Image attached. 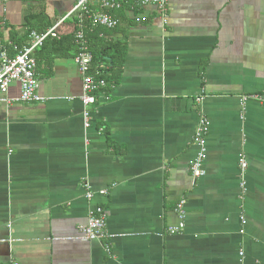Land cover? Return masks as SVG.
Segmentation results:
<instances>
[{
	"label": "crops",
	"instance_id": "crops-1",
	"mask_svg": "<svg viewBox=\"0 0 264 264\" xmlns=\"http://www.w3.org/2000/svg\"><path fill=\"white\" fill-rule=\"evenodd\" d=\"M74 2L0 0V43L10 53ZM119 19L122 78L88 107L89 129L75 57L37 65L45 100L0 103V264H264V0H169L165 25L154 6ZM19 94L12 83L7 96ZM201 109L210 129L195 179ZM182 200L184 228L170 234ZM97 205L115 237L76 238Z\"/></svg>",
	"mask_w": 264,
	"mask_h": 264
},
{
	"label": "built area",
	"instance_id": "built-area-1",
	"mask_svg": "<svg viewBox=\"0 0 264 264\" xmlns=\"http://www.w3.org/2000/svg\"><path fill=\"white\" fill-rule=\"evenodd\" d=\"M168 4L169 0H134L131 4V9L143 8L146 6H154L158 11V16L163 24L168 23ZM124 0H75L72 10L68 15L60 19L52 27L44 32L31 30L28 41L23 45L11 44L14 49V54L10 55L5 45L0 43V93L4 96L0 98V103L9 105L13 101L32 103L45 100L39 94L40 81L37 74V58L36 52L40 49L48 38L60 39L63 35V26L67 19L71 18L76 25L74 30L76 42L79 45V52L75 57V61L79 67L83 94L80 97L84 105V127L89 129L92 122V114L89 110L90 105H95L100 98L106 96L107 82L101 77L100 71L92 72V53L89 48L88 40L85 37L84 29L87 25L102 26L107 29H116L120 25V19L112 16L105 10H116L122 8ZM12 83H17L20 87V94L13 99L7 96L8 89ZM248 96H244V101ZM202 103L203 97L197 99ZM210 129V119L201 109L194 135V145L197 148V153L193 164L191 165V173L195 179L205 175V161L207 158V134ZM89 143V140H85ZM241 173L244 174L247 169V161L245 157L240 158ZM244 186V181L242 183ZM85 195L87 200L91 201L96 192L93 191L89 182H85ZM100 195H107V189L100 190ZM184 204L182 200L177 205L182 221L179 226L170 227L169 233H179L184 228ZM107 213L103 206L97 205L89 210L88 221L80 229V235L76 238L89 241L109 240L115 235H112L107 230L106 225ZM243 228L240 233H245V225L247 223L244 215L240 217ZM105 250L110 254L109 244L105 246ZM244 252L240 251V256ZM10 264H18L12 261Z\"/></svg>",
	"mask_w": 264,
	"mask_h": 264
},
{
	"label": "trees",
	"instance_id": "trees-1",
	"mask_svg": "<svg viewBox=\"0 0 264 264\" xmlns=\"http://www.w3.org/2000/svg\"><path fill=\"white\" fill-rule=\"evenodd\" d=\"M134 0H124V5L120 9L105 11L112 16L122 18L127 9H130ZM28 22L35 19V15L27 17ZM74 24V30L76 25ZM116 29H107L102 26L87 25L84 29L85 37L88 40L89 48L92 53V72L100 71L101 77L107 82V91H110L116 86L123 74V67L127 56V43L121 40L110 38L111 34ZM32 30V29H31ZM30 30V31H31ZM10 46V45H9ZM79 52V45L76 42L74 32L64 34L60 39L48 38L44 45L37 50L36 58L38 68L43 66L49 67L52 70L53 61L61 57H76ZM14 50L11 45L10 55H13ZM45 71L46 75H51V70ZM46 70V69H45Z\"/></svg>",
	"mask_w": 264,
	"mask_h": 264
}]
</instances>
